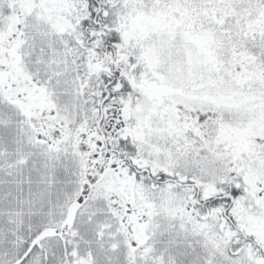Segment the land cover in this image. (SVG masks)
Here are the masks:
<instances>
[{
  "label": "snow or ice",
  "instance_id": "1",
  "mask_svg": "<svg viewBox=\"0 0 264 264\" xmlns=\"http://www.w3.org/2000/svg\"><path fill=\"white\" fill-rule=\"evenodd\" d=\"M0 264H264V0H0Z\"/></svg>",
  "mask_w": 264,
  "mask_h": 264
}]
</instances>
